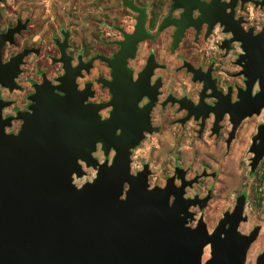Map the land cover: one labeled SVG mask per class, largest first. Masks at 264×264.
Here are the masks:
<instances>
[{"label": "water", "instance_id": "obj_1", "mask_svg": "<svg viewBox=\"0 0 264 264\" xmlns=\"http://www.w3.org/2000/svg\"><path fill=\"white\" fill-rule=\"evenodd\" d=\"M192 1L191 5H202ZM241 1L264 7V0ZM216 23L235 37L229 24ZM25 27L19 22L0 34V85L10 90L22 58L32 51L2 63V49L6 43L13 45L14 35ZM142 27L139 21L135 35L123 44L118 54L123 59L133 57ZM250 35L251 30L244 33V40ZM258 36V49L245 47L253 70L245 76L249 86L257 80L260 91L251 99L254 106L248 114L233 123V131L243 118L264 110V28ZM33 101L32 114L19 116L23 125L17 135L5 133L9 124L0 116V264H245L259 228L249 235L239 233L246 222L244 196L211 233L203 217L190 228L188 223L194 220L190 208L203 209L211 198L209 194L202 200L185 199V189L197 177L185 181L182 172L179 187L169 178L164 188H150L147 167L137 176L131 174L129 150L139 140L131 145L125 136L114 137L113 122L101 121L97 108L76 106L53 95L46 100L35 95ZM250 104L245 101V109ZM96 144L105 157L116 149L110 163L92 157ZM250 153L253 171L264 157V119ZM80 163L96 175L77 187L74 178L84 176ZM205 247L210 254L203 262ZM256 264H264V252Z\"/></svg>", "mask_w": 264, "mask_h": 264}, {"label": "flooded vegetation", "instance_id": "obj_2", "mask_svg": "<svg viewBox=\"0 0 264 264\" xmlns=\"http://www.w3.org/2000/svg\"><path fill=\"white\" fill-rule=\"evenodd\" d=\"M121 1L126 10L124 18L129 19L131 26L124 29L122 24L115 25L111 39L104 41L108 48L104 52L95 45L92 54H89L84 46L82 31L74 34L65 29L53 38L48 58L44 56L40 60L35 59L41 55L40 48L27 47L15 40L28 31L30 20L22 22L17 19L14 26L0 32L6 33L19 22L26 24L25 29L14 35V44L5 45L17 44V51L3 60L5 47L2 49V63H7L25 50L32 51L22 58L19 72L13 78L12 90L0 85V116L9 124L5 133L17 135L20 132L23 120L19 116L32 114L35 95H40L43 100L53 95L72 101L76 106L81 103L95 107L101 121L113 122L114 137L125 136L131 145L139 140L129 150L130 167L134 154H139L145 145L141 151L143 156L164 154L172 157L166 161L167 166L172 167L170 178H174L176 187L181 185L179 173H184L185 181L197 177V181L187 187L192 189L202 179L215 178L216 173L208 174L207 167L203 166L200 175L187 178L189 169L179 164L177 156L192 150L195 141H207L213 153L221 152L225 157H241L244 151L251 154L253 138L263 124L262 109L259 114L243 118L233 131V123L248 114L254 106L253 98L260 91L257 80L250 86L247 84L245 72L252 74L253 70L245 47L259 48L258 35L264 28V12L262 18L253 14L263 11L264 7L255 6L253 2L243 4L241 0H199L202 5L197 6L191 5L192 0ZM123 1L130 2V5H124ZM249 6L253 7L252 13ZM139 21H143V27L138 32L142 39L136 43L133 57L123 59L118 54L123 44L137 32ZM217 21L229 24L235 31V37L224 33V27ZM250 30L251 35L244 40V33ZM123 50L127 51L125 46ZM245 101L251 103L248 109L244 107ZM253 118L259 121L256 125L251 124L253 128L248 143H245L241 128L245 121ZM258 144L259 141H256L255 146ZM95 147L93 158L101 150L100 144ZM115 154L116 149L112 147L104 162L110 163ZM237 163L240 166L241 160ZM80 164L83 169L85 165ZM145 167L151 174L148 163L143 162L137 166L139 169L134 176ZM256 168L253 171L250 169L249 176L255 175ZM204 173L206 175L202 176ZM209 194L211 196L210 190L206 197ZM242 196L246 203L245 192L239 193L234 207ZM196 198L204 199L198 194L185 199ZM191 208L199 209L198 206ZM191 213L194 220L188 226L195 228L196 214Z\"/></svg>", "mask_w": 264, "mask_h": 264}, {"label": "rangeland", "instance_id": "obj_3", "mask_svg": "<svg viewBox=\"0 0 264 264\" xmlns=\"http://www.w3.org/2000/svg\"><path fill=\"white\" fill-rule=\"evenodd\" d=\"M252 6H249L252 13ZM263 11L255 12L253 15L262 18ZM126 10L121 0H0V32L8 27L14 26L17 19L22 22L30 20L28 31L16 42L27 47L40 48L41 55L35 59L48 58L52 40L59 35L61 30L68 29L74 34L82 31L84 46L89 54L93 47L98 45L101 52L107 50L104 41L111 39L115 25L122 24L124 29H130L129 19L124 18ZM17 45V44H16ZM6 46L3 50V60L17 51V46ZM20 46V45H19ZM259 120L253 118L244 122L241 128V137L248 143V137L253 126ZM11 130V129H10ZM9 131V130H8ZM7 131V132H8ZM146 146H142L145 148ZM141 150V151H142ZM132 157L131 174L135 175L137 166L143 162L148 163L151 174L148 178L150 188H164L166 181L173 175L172 167H168L167 161L170 156L146 155L142 152ZM141 153V154H140ZM100 163L104 162V154L98 150L94 155ZM136 156V157H135ZM252 157L244 151V155L225 157L221 152H212L207 141H195L192 150L184 151L177 156V161L183 168L189 169L187 178L200 175L202 167H207V173H216L215 178L202 179L197 186L186 189L185 198H192L198 194L205 198L207 191H211V199L203 209L191 208L190 211L203 217L209 232L214 230L225 212H231L235 197L239 193L246 194L244 216L246 222L239 226L241 235H248L254 228H259V234L248 250L245 264H256V257L264 252V159L256 168L254 176H249V158ZM241 160V165L238 161ZM84 176L80 179L74 178V184L79 187L85 183L92 182L96 171L93 168L83 166ZM210 250L205 248L202 261L209 258Z\"/></svg>", "mask_w": 264, "mask_h": 264}]
</instances>
